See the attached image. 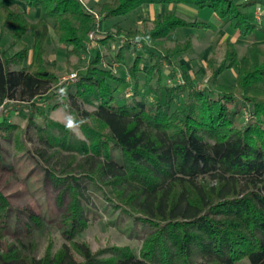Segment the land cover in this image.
<instances>
[{"label": "trees", "instance_id": "obj_1", "mask_svg": "<svg viewBox=\"0 0 264 264\" xmlns=\"http://www.w3.org/2000/svg\"><path fill=\"white\" fill-rule=\"evenodd\" d=\"M20 1L23 5L0 0V104H33L57 86L58 64L49 59L52 33L70 64L88 54L90 34L100 35L103 22L143 5L208 11L251 42L242 57L240 45L225 40L223 60L209 59V85L199 90L185 65L184 83L166 84L162 64L173 66L192 49L193 36L180 41L179 30L214 32L209 20L191 21L167 11L135 30L115 25V33L99 37L105 46L122 38L126 45L116 55L111 47L103 55L98 50L79 83L65 93L85 140L43 113L42 123L29 118L43 146L39 163H48L54 150L68 155L69 166L76 164L59 177L71 199L64 219L69 243L54 251L51 242L41 258L31 254L35 242L17 239L4 248L11 205L0 192V264H264V27L250 12L264 7V0H108L91 10L101 17L99 24L82 0ZM25 8L39 10L42 17L32 20ZM138 45L141 51L129 64L127 55ZM104 60L110 69L102 66ZM111 60L126 67L130 82L114 73ZM231 70L234 82L223 83ZM123 85L131 87L130 97L121 91ZM17 127L4 119L0 137L9 139ZM22 144L17 140L18 147ZM25 151L37 158L30 148ZM45 171L48 178L58 176L53 168ZM89 185L147 228L139 253L128 246L94 253L76 240L88 228ZM29 218L42 227L39 217Z\"/></svg>", "mask_w": 264, "mask_h": 264}, {"label": "rangeland", "instance_id": "obj_2", "mask_svg": "<svg viewBox=\"0 0 264 264\" xmlns=\"http://www.w3.org/2000/svg\"><path fill=\"white\" fill-rule=\"evenodd\" d=\"M5 4L19 3L20 0H1ZM85 7L90 11L108 0H82ZM248 1V0H244ZM199 13V20H207L208 11L196 10L193 6H155L157 12L172 11L177 15L194 21L195 16L192 12ZM264 9V7H263ZM32 20L42 17L39 10H31L25 8ZM195 10V11H194ZM256 7L250 8V12H255ZM154 17L151 13L136 16V13L127 15L126 17H117L107 20L101 24L100 35L96 36L92 42L88 43V54L83 55L80 59L72 58L70 64L67 63L68 55L63 46H60L52 33L49 39V59L56 60L58 64L59 81L57 86L44 97L39 98L33 104H21L16 102H8L0 104V122L4 119L9 123L17 125V130L11 132L9 139L1 136L0 146L1 155L4 164H0V192L7 198L11 205L9 222L11 227L6 233L3 247L6 248L17 239L28 245L35 242L36 250L31 254L37 258L44 256L46 249L52 242L54 251H57L68 241V233L64 219L67 216L68 206L71 201L69 195L66 194L63 179H59L63 171L71 172L76 168V164L69 166L68 155L66 153L55 154L54 150H49L52 156L48 163H39L37 159L40 156L37 151L43 146L37 138L33 125L30 126L29 118L31 115L38 123H42L43 115L63 126H66L69 120H73L69 106L71 101L65 94L70 86H74L80 81V75L86 71L92 57L100 50L101 55L106 53L109 47L114 55L121 47H125L126 40L124 38L107 46L99 42V37L108 35L113 26L119 25L122 29L129 31L140 27L143 20H152ZM262 27H264V15L262 19ZM193 36V47L190 52L184 56L175 58L173 66L164 61L162 64L164 82L170 86L184 83L183 65L190 74L191 80L197 84V88L204 89L209 85V75L207 72V63L209 59L215 58L221 62L224 57V49L221 46L225 40L234 41V34L231 33L227 25L216 33L207 30L182 29L176 33V38L180 41L186 40L189 36ZM236 42L240 45L241 56L248 53L250 40L237 38ZM31 46L30 42L27 41ZM112 43V42H111ZM134 48V47H133ZM131 48L130 55H127V62L133 63L137 53L141 51L142 45H138L134 51ZM32 52L25 61L28 66L31 62ZM111 69L115 74L121 77L127 76V69L121 63L111 60ZM102 66L110 69L107 60L103 61ZM146 69V68H145ZM71 74H77L78 81L75 83H67L64 81ZM130 79V77H129ZM235 80L234 70L228 71L222 78L223 83L231 84ZM130 82V80H127ZM129 88V87H128ZM127 85L121 87V91H125L126 97H130L132 92ZM83 109L93 111L94 107L90 105H82ZM74 121V120H73ZM75 122V121H74ZM22 133V137H21ZM70 133L79 140H85L84 133L81 131L78 123H74L73 130ZM17 140L23 141L22 146L17 145ZM30 148L37 156L33 157L25 151ZM22 148V149H20ZM67 158V159H66ZM55 169L58 176L51 175L47 177L45 168ZM67 176V175H64ZM88 210L86 211L89 219L88 228L76 239L79 242L87 243L94 253L106 252L114 247H131L135 252L139 253L142 245V239L148 230L144 224L133 220L123 213V211L115 210L111 202L107 201L105 196L92 186H88L86 192ZM61 201V203H60ZM36 216L42 220V227H37L30 220L29 216ZM31 228V230H29ZM14 230L19 233L15 235ZM108 255V254H107ZM79 259L78 256H76ZM238 264H249L247 260H243Z\"/></svg>", "mask_w": 264, "mask_h": 264}, {"label": "crops", "instance_id": "obj_3", "mask_svg": "<svg viewBox=\"0 0 264 264\" xmlns=\"http://www.w3.org/2000/svg\"><path fill=\"white\" fill-rule=\"evenodd\" d=\"M155 6H159V5H153V4H151V5H143V6H141L140 8H138L135 12H134V14L136 13V16H139V15H145V14H149V13H151L152 15H153V17L155 18L158 14H160V13H162V12H157V11H155ZM196 9V8H195ZM197 10V9H196ZM195 11V10H194ZM192 12H193V9H192ZM196 12V11H195ZM195 12H193V14H194V16H195V19H196V17L198 18V14L199 13H195ZM208 18H207V20H209L214 26H215V28H216V30L214 31V33L216 32H218L222 27H223V25H225V24H223V22L216 16V14H211V13H209L208 14V16H207ZM153 18V19H154ZM152 19V20H153ZM148 20V19H147ZM196 20H199V19H196ZM142 22V21H141ZM141 22L139 23V24H141ZM233 38H234V41L236 42V40H237V38H238V35H234L233 36Z\"/></svg>", "mask_w": 264, "mask_h": 264}, {"label": "built area", "instance_id": "obj_4", "mask_svg": "<svg viewBox=\"0 0 264 264\" xmlns=\"http://www.w3.org/2000/svg\"><path fill=\"white\" fill-rule=\"evenodd\" d=\"M92 12V11H91ZM93 13V12H92ZM94 14V17L96 19V22L97 24H99L100 20H101V17L96 14V13H93ZM263 15H264V9H263V6L261 5H256V10L254 12V17H255V21L256 23L258 24V26H261L262 24V19H263ZM93 39H96V34L95 33H91L90 34V41L92 42ZM127 80H130L129 77L127 78ZM65 82H69V83H75L78 81V76L77 74H71L69 75L68 77H66L64 79ZM183 84V83H182ZM130 90V92L132 91L131 87L128 88ZM132 95V94H131Z\"/></svg>", "mask_w": 264, "mask_h": 264}, {"label": "clouds", "instance_id": "obj_5", "mask_svg": "<svg viewBox=\"0 0 264 264\" xmlns=\"http://www.w3.org/2000/svg\"><path fill=\"white\" fill-rule=\"evenodd\" d=\"M74 122L73 120H69V122L67 123V125L65 126L68 130H73L74 127Z\"/></svg>", "mask_w": 264, "mask_h": 264}]
</instances>
